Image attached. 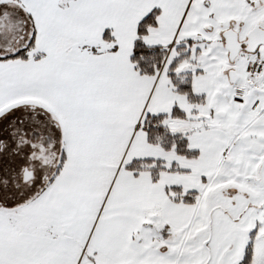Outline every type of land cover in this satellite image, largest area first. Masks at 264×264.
Here are the masks:
<instances>
[{
  "label": "snow or ice",
  "instance_id": "6c2138e0",
  "mask_svg": "<svg viewBox=\"0 0 264 264\" xmlns=\"http://www.w3.org/2000/svg\"><path fill=\"white\" fill-rule=\"evenodd\" d=\"M0 264H264V0H0Z\"/></svg>",
  "mask_w": 264,
  "mask_h": 264
}]
</instances>
